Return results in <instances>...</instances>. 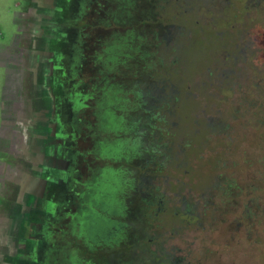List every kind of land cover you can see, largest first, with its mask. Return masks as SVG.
<instances>
[{
	"label": "rangeland",
	"instance_id": "374dc122",
	"mask_svg": "<svg viewBox=\"0 0 264 264\" xmlns=\"http://www.w3.org/2000/svg\"><path fill=\"white\" fill-rule=\"evenodd\" d=\"M65 2L73 25L51 44L66 56L62 131L77 137L80 171L111 166L128 184L119 251L103 262L263 264L264 122L242 109L263 110L264 0ZM108 111L120 123L106 140L133 146L114 161L104 147L95 155ZM51 191L61 199V186ZM44 243L36 264L47 263Z\"/></svg>",
	"mask_w": 264,
	"mask_h": 264
},
{
	"label": "crops",
	"instance_id": "0c3cea01",
	"mask_svg": "<svg viewBox=\"0 0 264 264\" xmlns=\"http://www.w3.org/2000/svg\"><path fill=\"white\" fill-rule=\"evenodd\" d=\"M65 8V0H0V264H28L16 247L22 241L35 246L20 236L26 226L20 209L31 208L51 167V137L61 138L55 87L64 88L57 77L68 72L66 56H56L51 44L73 25Z\"/></svg>",
	"mask_w": 264,
	"mask_h": 264
},
{
	"label": "flooded vegetation",
	"instance_id": "af4514ba",
	"mask_svg": "<svg viewBox=\"0 0 264 264\" xmlns=\"http://www.w3.org/2000/svg\"><path fill=\"white\" fill-rule=\"evenodd\" d=\"M256 97L261 98L262 102L260 103L263 110L248 104L243 106L242 111L245 107L248 112L255 113L259 110V114H262L261 122H264V92ZM108 112L106 117L108 124L105 127L112 136H110L111 134L108 136L109 138L98 136L99 140L96 145L98 151L95 152V155L100 158L99 149L104 147L106 150L103 153V158L106 161H114L119 155L132 151L133 146L106 140L113 139L114 132L117 131L118 123H120L113 111V113ZM53 120L56 121L55 117ZM59 123L58 132L61 131L64 137L59 139L52 136L49 142L50 149L53 151L48 152L50 158L47 159V164L52 168H48L45 178H41L42 181L37 183L31 208L28 209L29 207L22 205L20 209L26 219V223L23 222L26 224L25 228L19 230L20 236L30 242V245L35 246L34 248L33 246L27 247L22 241L16 248L26 258V261L28 260V264H35L32 257L36 256L40 249L44 250L40 247L41 241L45 242L44 247L47 246L45 248L47 263L45 264H106L103 262L106 259L105 255H115L119 251L117 246L121 239L119 233L125 230L117 217H123L126 210L127 181L120 169H114L111 166L107 172L102 174L98 167H89L80 171L78 166H75L76 159L85 158L81 154L83 151L76 147L77 137L73 134L70 135L69 132L64 133V125L61 121ZM103 131L100 130L101 133ZM55 150H57V156L54 155ZM53 184L61 186L60 200L56 199L57 195L51 191ZM258 203L260 204L259 200L254 201L252 207L258 206ZM240 218L241 216L238 217V219ZM242 220H239L241 224ZM54 223H61L64 230L58 232ZM240 233L241 235L237 237V244L241 245L243 250H247L246 234L243 235L242 230ZM225 239H227L226 236L224 241H226ZM253 242L255 244L257 240L254 239ZM225 244L228 242L226 241ZM100 249L102 250L100 251ZM104 249H115V252L106 253ZM256 249L258 248L247 252L250 253ZM100 253H102L101 258H99ZM254 254L256 255V252ZM182 260L184 261L180 264H202L199 258L194 255L187 261L185 258L179 257V261Z\"/></svg>",
	"mask_w": 264,
	"mask_h": 264
},
{
	"label": "trees",
	"instance_id": "16d2710c",
	"mask_svg": "<svg viewBox=\"0 0 264 264\" xmlns=\"http://www.w3.org/2000/svg\"><path fill=\"white\" fill-rule=\"evenodd\" d=\"M263 47H264V45H263ZM264 51V50H263ZM262 250H263V248H261ZM264 264V263H263Z\"/></svg>",
	"mask_w": 264,
	"mask_h": 264
}]
</instances>
